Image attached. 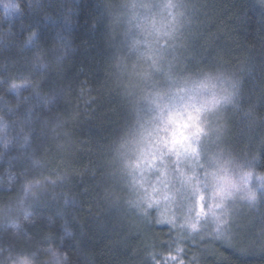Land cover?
Segmentation results:
<instances>
[{
  "label": "trees",
  "instance_id": "1",
  "mask_svg": "<svg viewBox=\"0 0 264 264\" xmlns=\"http://www.w3.org/2000/svg\"><path fill=\"white\" fill-rule=\"evenodd\" d=\"M107 3L0 0V264H264V0H190L184 73L233 87L224 153L250 172L241 227L216 237L126 208Z\"/></svg>",
  "mask_w": 264,
  "mask_h": 264
},
{
  "label": "rangeland",
  "instance_id": "2",
  "mask_svg": "<svg viewBox=\"0 0 264 264\" xmlns=\"http://www.w3.org/2000/svg\"><path fill=\"white\" fill-rule=\"evenodd\" d=\"M129 4L159 5L148 9H136L135 16L148 34L161 44H167V56L164 62L166 73L181 81H190L192 76L184 70L192 60L189 57L191 38V4L190 0H126ZM172 4L176 7L165 8ZM203 80V79H202ZM201 80L203 87L197 85L192 93L191 104L200 109L196 116L193 132L195 140H189L184 147L185 155L165 150L163 155L153 153L156 157L151 165H145V159L150 155H141L145 145L149 143L148 129L143 135V143L138 144V150L126 148L123 153L122 179L129 199L125 200L127 209L143 221L145 216L153 218L158 225L167 226L174 233L223 236L228 234L229 226L234 229L240 226L238 217L239 202L245 196V190H251L244 185L250 177L249 171L245 178L239 172V165L232 163L224 153V137L227 121V109L234 93L232 86H224L212 79ZM191 87V84H189ZM208 90L209 95H203ZM196 97L199 103H196ZM223 101V103H221ZM219 105V107H217ZM203 109L215 110L207 123H199V113ZM169 114L176 120L174 128L183 123V114L172 111ZM168 114V115H169ZM171 130H169V134ZM163 134V133H161ZM171 147V145H170ZM135 151V159L129 160L126 152ZM140 161V168L133 171L129 163ZM248 184L249 181H247ZM228 186L231 195H217L218 188ZM231 185H235L232 188ZM126 193V194H127ZM248 196V195H247ZM127 198V196H126ZM168 222V224H163ZM174 224V225H173ZM195 225V227H192ZM226 226V227H225ZM226 229V230H225ZM238 231V230H237ZM229 235H234L231 232ZM170 261V259H169ZM168 264H174V261Z\"/></svg>",
  "mask_w": 264,
  "mask_h": 264
},
{
  "label": "clouds",
  "instance_id": "3",
  "mask_svg": "<svg viewBox=\"0 0 264 264\" xmlns=\"http://www.w3.org/2000/svg\"><path fill=\"white\" fill-rule=\"evenodd\" d=\"M155 7L159 5L129 4L126 0H108L107 3L106 18L114 45L110 66L130 114V119L115 138L113 146L118 152L134 147L138 150L137 146L143 143L146 131L153 126V132L162 129L170 112L178 110L184 115V107L191 104L195 87H203L200 72L193 73L190 81H181L166 73L163 65L168 45L161 44L148 34L139 22L140 18L134 15L136 9L150 11ZM36 36L35 31L29 33L25 46H31ZM64 47V43L58 45L61 50ZM34 56L41 68L48 67L44 52L37 51ZM214 71L209 69L208 76L212 77ZM35 82L39 83L38 80ZM209 94L208 90L203 92L205 96ZM196 103H199L198 97ZM215 114V110L203 109L199 113V123L206 124L209 117ZM168 127L171 128V125ZM121 140L125 143L121 144ZM125 154L129 160L136 157L135 151Z\"/></svg>",
  "mask_w": 264,
  "mask_h": 264
},
{
  "label": "snow or ice",
  "instance_id": "4",
  "mask_svg": "<svg viewBox=\"0 0 264 264\" xmlns=\"http://www.w3.org/2000/svg\"><path fill=\"white\" fill-rule=\"evenodd\" d=\"M163 7L172 8L176 7V5L166 4L163 5ZM13 87H15V85H13ZM199 111L200 109L197 108L195 104H186L184 107L185 114L182 116L184 122L179 124V128L173 127L176 124V120H174L172 115L169 114L163 123L162 129L155 130L149 134V143L145 145V149L141 155H150L151 159H145L144 164L151 165L152 161L156 159V157L152 154L159 153L160 155H163L165 150L176 153L178 157L185 155L187 149L184 145L187 141L194 140L196 138V134L193 132V128H195L196 125V116L193 113H198ZM168 125H171V128H169ZM169 130H171L170 134ZM129 167L132 168L133 171L140 168L139 159H137L134 163L130 161ZM231 187L235 188L236 186L231 185ZM216 194L221 196L231 195V191L228 186L221 185ZM248 198L249 200H255V196L252 194H250ZM163 224H168V222H163ZM192 227H195V225H192Z\"/></svg>",
  "mask_w": 264,
  "mask_h": 264
}]
</instances>
